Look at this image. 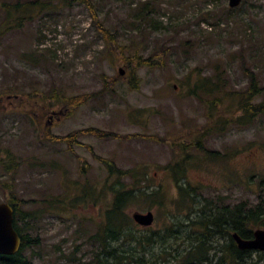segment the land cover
I'll use <instances>...</instances> for the list:
<instances>
[{
	"label": "rangeland",
	"instance_id": "374dc122",
	"mask_svg": "<svg viewBox=\"0 0 264 264\" xmlns=\"http://www.w3.org/2000/svg\"><path fill=\"white\" fill-rule=\"evenodd\" d=\"M5 1L16 0H0V149L19 164L0 166V201L34 211L20 223L40 239L25 249L33 264H94L92 235L116 178L98 157L131 169L126 186L145 189L127 213L154 211L151 225L136 222L139 235L157 239L153 264H182L174 255L211 204L264 202V113L238 121L237 92L251 71L261 85L253 101L264 102V0H100L106 36L77 0L27 8L32 17L18 27L12 5L6 29ZM146 4L155 23L137 16ZM134 51L161 62L132 69ZM55 88L86 100L70 109L52 100ZM87 128L108 133L57 139ZM184 182L191 195L180 194Z\"/></svg>",
	"mask_w": 264,
	"mask_h": 264
},
{
	"label": "trees",
	"instance_id": "16d2710c",
	"mask_svg": "<svg viewBox=\"0 0 264 264\" xmlns=\"http://www.w3.org/2000/svg\"><path fill=\"white\" fill-rule=\"evenodd\" d=\"M77 1L84 4L91 11L97 30L102 36L112 33L106 21L100 16L98 8L100 0ZM51 2L52 0H16L14 3L5 1L4 7L6 19L4 22H7V24L9 23L6 29L13 28L12 21H9L7 18L12 15V5L19 8L17 12L20 14L16 17V26L18 27L22 24L24 19L32 17V13L25 14L23 11L27 10V8H33L34 10L36 5H41L42 8L43 5L51 4ZM149 5L150 4L143 6L137 5V16L139 15L141 20H152V22L155 23L156 21L151 15L153 10H146V6ZM114 39L115 34L113 33V35H111V42ZM156 54H151L148 57H145L142 54H139L138 51H134V60L136 63L133 65L132 69H136V66L159 64L161 62L160 60H151ZM248 74L250 79L248 86L237 91L239 94L238 108L241 113L238 121L241 122L245 117L248 121H251L254 117L264 113V102L253 101L254 97L260 93L261 85L259 78L251 71H248ZM105 87H108L107 82ZM51 98L55 102L67 105L70 109H72L73 106L82 104L86 100L83 94L67 96L64 91L61 92L58 88L54 89ZM52 104L54 103L50 100L40 106L33 119L42 120L52 108ZM45 127L47 128V125H45ZM86 132L98 133L99 135L108 133H99L100 131L95 128H87L81 131L77 130L70 132L65 135H58L57 139L71 144L79 142L78 135ZM2 152H6L9 159L0 157V166H3L7 171L11 168L15 169L19 163L13 162L14 157L12 152L9 149H4V151L3 149H0V156ZM98 159L104 163L108 169L109 175L116 176V178L110 186L111 191L113 192L110 204L104 212L102 221H100L95 233L92 235L94 241L97 243V248L93 254V263H156L158 260L157 258H159L160 255L153 258L154 253L152 251V243L157 239L152 235H146L144 237L139 235L136 221L127 213V208L131 205L133 199L137 197L138 194L146 193L145 189H142L141 186L137 185L126 186L123 178L131 175V169L118 167L113 159H109L108 157H98ZM133 175L135 177V173H133ZM178 187L182 196L191 195L185 182L179 183ZM158 192L159 189H155L151 191V194ZM7 201H9L15 209L14 224L22 236V245L20 250L16 253H0V264H33L30 256L25 253V249L32 244L38 243L40 239L38 236L30 237L28 233L24 232V228L20 226V223L27 218L35 216L33 214L34 211L20 210V199H15L13 197V199L7 198ZM194 223L201 226L202 230L199 229L198 231L188 233L186 235L187 238H189L188 243L178 255H174V258H178L180 254L182 264H261L260 260L264 259V251L240 248L232 235L234 231H237L243 237H251L253 236L255 228L259 226L264 227V202L259 203L254 207H247L245 202H241L236 206L226 205L224 207L211 204V208L207 211H203L200 218L195 220ZM161 237L164 236H160L158 239ZM254 254L257 256L255 262H253Z\"/></svg>",
	"mask_w": 264,
	"mask_h": 264
},
{
	"label": "water",
	"instance_id": "95a60500",
	"mask_svg": "<svg viewBox=\"0 0 264 264\" xmlns=\"http://www.w3.org/2000/svg\"><path fill=\"white\" fill-rule=\"evenodd\" d=\"M242 0H229L232 7L238 6ZM123 72V69L120 68ZM134 220L142 225H151L155 219V213L149 209L147 211L135 210L132 212ZM15 209L7 201H0V253L13 254L20 250L22 236L14 224ZM240 248L257 249L264 251V227L259 226L254 229L253 236L243 237L237 231L232 233Z\"/></svg>",
	"mask_w": 264,
	"mask_h": 264
},
{
	"label": "flooded vegetation",
	"instance_id": "af4514ba",
	"mask_svg": "<svg viewBox=\"0 0 264 264\" xmlns=\"http://www.w3.org/2000/svg\"><path fill=\"white\" fill-rule=\"evenodd\" d=\"M60 112H61V111H60ZM60 112H57V111H51V113H50V117H52L53 114H58V113H60Z\"/></svg>",
	"mask_w": 264,
	"mask_h": 264
}]
</instances>
